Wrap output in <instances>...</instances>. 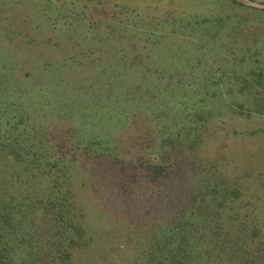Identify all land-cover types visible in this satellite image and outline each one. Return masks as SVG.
I'll return each instance as SVG.
<instances>
[{"label": "trees", "instance_id": "1", "mask_svg": "<svg viewBox=\"0 0 264 264\" xmlns=\"http://www.w3.org/2000/svg\"><path fill=\"white\" fill-rule=\"evenodd\" d=\"M226 1L256 11L249 19H264V9ZM53 8L47 0H0V264H108L110 254L97 244L99 230L81 208L78 189L98 198L99 208L100 195L113 202L116 223L127 225L125 240L133 239L142 264H264V202L257 207L249 200L251 173L225 153L200 152L209 136L198 133L222 124L212 119L213 109L188 123L193 134L179 121L162 125L160 133L132 134L137 116L155 114L156 93L142 82L151 70L138 81L113 63L101 62L94 76L79 69L96 67L121 42L128 48V41L149 38L101 19L89 23L77 11L61 22L65 13ZM236 19L247 20L229 12L186 23L192 32L199 24L215 27L219 47L226 46ZM181 26L177 18L162 25L151 35L150 51L156 57L175 47L188 51ZM96 37L106 44L104 52L91 42ZM234 39L247 40L246 32ZM253 44L248 52L263 53L264 45ZM132 50L128 63L134 66L138 40ZM173 65L160 78L181 82L183 74ZM255 81L245 80L238 93L262 85ZM238 93L234 104L242 106L246 99ZM144 95L152 101L139 100ZM259 107L263 112L264 102ZM213 108L225 110L223 104ZM144 128L139 131L146 133Z\"/></svg>", "mask_w": 264, "mask_h": 264}, {"label": "rangeland", "instance_id": "2", "mask_svg": "<svg viewBox=\"0 0 264 264\" xmlns=\"http://www.w3.org/2000/svg\"><path fill=\"white\" fill-rule=\"evenodd\" d=\"M47 1L54 7L52 13H65V16L59 19L61 22L62 20L68 21V15L73 11H77L80 13L79 15L85 16L86 21L89 23L94 22L97 18L103 20L105 26L113 24L135 28L143 37H148L149 39L145 42H143L144 38L137 39L140 53L139 56L135 57L136 64L134 66L128 62L134 58L131 57V51L133 52L132 48L137 40L128 41V48L122 47L124 44L121 42L118 46L119 50L117 51L114 48L109 54L103 53L107 48L104 41H100L103 39L93 38L91 42L93 44L98 43L97 48H102V59L97 61L96 67L95 64L88 65V68L84 66L79 71L94 76L97 74L96 72L101 71V62H105V64L113 63V65H116L115 70L117 72L127 71L126 78L136 74V79L141 81L143 80L141 73L146 72L147 69L151 70L152 75L145 77L142 82L143 87L149 85L156 93V103L154 108L151 109V112L155 114H145L143 112L142 114L146 116H137L138 128L133 127V121L130 123L132 128L137 129L132 130V134L160 133L164 130L162 125H171L170 123L173 121L185 124L187 134H193L188 130L190 127L188 123L198 119V114L212 108V119L219 120L222 124L219 127L210 128L208 131L202 130L201 133H198L209 136L206 138V143L200 148V152L215 153V156L220 152L225 153L231 156L234 164L237 161V164L249 170L251 178L249 179L250 182H246L249 200L252 204L256 203L257 207L262 205L261 202H264V182H259V180L264 178V111L258 112L257 109L262 108L259 107V104L264 102V51L258 54L257 51L248 52L247 50V46H251L254 42L256 44L253 45L259 48L264 45V19L261 16L258 19H249L251 13L256 11L232 7L226 0ZM58 6L60 10H58ZM229 12L242 16L243 19L245 17L247 20L236 19L238 22L233 23V28L227 30V36L224 37L226 46L218 47L214 44L213 41L217 38V35H213V28L215 27L199 24L195 25L196 29L192 32L189 31L192 25L186 23V20L199 16L204 17ZM171 18L179 19V24L183 23L182 28H178L181 30L179 36L182 38L184 36L191 47L186 45V49H190L185 51L184 46H182L178 52L177 47H175L168 50V56L164 55L162 57L160 55L156 57L149 49L151 35L159 33L162 25ZM242 32H246L247 40L234 39V35L237 36ZM254 32H258V34L254 35ZM149 54L151 55L149 56ZM184 57L191 59L183 61ZM193 58H196L195 63ZM122 62H125V64ZM172 64H174L171 66L174 72L183 74L181 82L174 78H160L162 74H167V71H170V65ZM103 76L101 74V77ZM256 79H261L262 85L252 87L250 91L245 90L238 93V87L241 84L244 85L245 80L255 84ZM105 80L108 82L111 78L105 76ZM145 89L142 88V94H144ZM87 92L89 93V100L91 99L90 102H92L93 96L90 95V91ZM236 93H243L245 96V102L241 103L240 99L237 100V103H241L242 106L234 104L233 95ZM38 98L42 100L40 97ZM141 98L139 100L152 101L149 95L141 96ZM117 100L124 102V98H121V96ZM221 104L225 107L222 114H220L221 111H216L213 108V106L218 108ZM162 110H165L166 113L160 114ZM239 110L244 112H238ZM143 127H145L146 133L139 131V128ZM154 128L158 129L155 131ZM75 187L79 188L78 184ZM255 191L258 192V195L253 194ZM78 192L77 200L81 208L88 211L86 215L91 224L99 230L100 236L96 237L98 246L103 248L101 250L103 254H110L107 263L142 264L141 260L138 261L139 254L137 253L138 256H136L134 252L133 245L136 247V244H134L133 239H131V242L125 240L124 230H126L127 225L116 223V219H118L117 209L112 207L113 202L108 201L107 203L105 197L100 195L101 207L99 208L97 206L98 198L96 200L95 197L88 196L89 194H86V191L82 189H78ZM259 194H261V197ZM258 211L260 212L261 208ZM259 218L264 230L263 207ZM102 253L99 252L101 257L103 256Z\"/></svg>", "mask_w": 264, "mask_h": 264}, {"label": "water", "instance_id": "3", "mask_svg": "<svg viewBox=\"0 0 264 264\" xmlns=\"http://www.w3.org/2000/svg\"><path fill=\"white\" fill-rule=\"evenodd\" d=\"M236 2L257 9H264V2L258 0H235Z\"/></svg>", "mask_w": 264, "mask_h": 264}]
</instances>
